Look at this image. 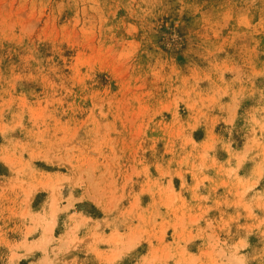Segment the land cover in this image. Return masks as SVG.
I'll return each instance as SVG.
<instances>
[{
  "label": "rangeland",
  "instance_id": "374dc122",
  "mask_svg": "<svg viewBox=\"0 0 264 264\" xmlns=\"http://www.w3.org/2000/svg\"><path fill=\"white\" fill-rule=\"evenodd\" d=\"M0 264H264V0H0Z\"/></svg>",
  "mask_w": 264,
  "mask_h": 264
},
{
  "label": "bare ground",
  "instance_id": "6f19581e",
  "mask_svg": "<svg viewBox=\"0 0 264 264\" xmlns=\"http://www.w3.org/2000/svg\"><path fill=\"white\" fill-rule=\"evenodd\" d=\"M47 229H48V227H47ZM47 229H46V230H47ZM46 233H48V231H47ZM43 234H44V233H43ZM45 235H47V234H45Z\"/></svg>",
  "mask_w": 264,
  "mask_h": 264
}]
</instances>
